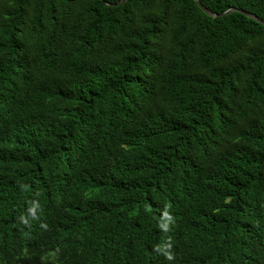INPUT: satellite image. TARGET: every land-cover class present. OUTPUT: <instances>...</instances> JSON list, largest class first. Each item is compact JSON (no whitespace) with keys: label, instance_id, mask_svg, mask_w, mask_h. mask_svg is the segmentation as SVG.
<instances>
[{"label":"trees","instance_id":"obj_1","mask_svg":"<svg viewBox=\"0 0 264 264\" xmlns=\"http://www.w3.org/2000/svg\"><path fill=\"white\" fill-rule=\"evenodd\" d=\"M121 1L0 0V264H264V24Z\"/></svg>","mask_w":264,"mask_h":264},{"label":"clouds","instance_id":"obj_2","mask_svg":"<svg viewBox=\"0 0 264 264\" xmlns=\"http://www.w3.org/2000/svg\"><path fill=\"white\" fill-rule=\"evenodd\" d=\"M12 204L14 206L15 219L37 220L44 222L39 206L29 197L16 196L13 198ZM163 228L165 230L164 225Z\"/></svg>","mask_w":264,"mask_h":264},{"label":"water","instance_id":"obj_3","mask_svg":"<svg viewBox=\"0 0 264 264\" xmlns=\"http://www.w3.org/2000/svg\"><path fill=\"white\" fill-rule=\"evenodd\" d=\"M196 1H197L198 4L200 5V7L204 10V12L207 13L209 16L213 17V18L223 17V16H225V15H227V14H230V13H233V12H236V11H240L241 13L246 14V15L249 16L250 18H252V19H254V20H256V21L261 22L262 24H264V20L260 19L259 17H257L256 15H254V14H252V13H250V12H246V11H244V10H239V9L234 8V9H230V10L226 11L225 13H222V14H216V13L210 11L208 8H206V7L201 3L200 0H196ZM126 2H127V0H122L120 4H124V3H126ZM109 5H112V4H109ZM115 5H116V4H115Z\"/></svg>","mask_w":264,"mask_h":264}]
</instances>
